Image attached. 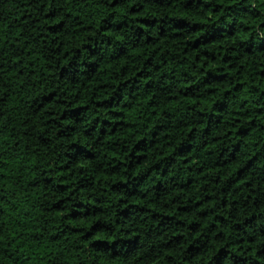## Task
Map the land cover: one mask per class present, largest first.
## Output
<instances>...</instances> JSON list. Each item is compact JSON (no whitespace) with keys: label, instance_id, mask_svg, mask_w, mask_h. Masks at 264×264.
<instances>
[{"label":"clouds","instance_id":"obj_1","mask_svg":"<svg viewBox=\"0 0 264 264\" xmlns=\"http://www.w3.org/2000/svg\"><path fill=\"white\" fill-rule=\"evenodd\" d=\"M8 4L5 9L0 0V168L17 158L22 164L8 178L15 187L0 183V262L114 264L116 252L119 264H217L213 257L225 248L220 264H264V79L255 76L264 64V0H32L39 31L22 23L18 44L7 29L14 10ZM49 24L57 27L46 42L32 43ZM31 52L47 57L35 73L28 67ZM225 53L234 65L230 79L206 83L202 68L226 69ZM13 57L21 63L13 64ZM242 63L246 86L236 89ZM21 68L22 77L15 74ZM184 92L204 103L186 102ZM145 97L156 102L155 120ZM170 98L176 103L169 104ZM98 100L105 103L97 107ZM233 113L253 135L239 159L217 172L216 160L228 157L220 152L234 142L226 134L237 127ZM249 116L255 128L247 124ZM17 139L21 146L13 148ZM242 163L250 187L228 196L238 187L232 169ZM207 169V176L224 179L214 204L205 206L211 211L200 215L195 200L207 191L200 187ZM45 177L52 181L47 191H16ZM190 178L196 180L191 187ZM65 182L69 188L57 187ZM57 201L63 215L41 210ZM185 205L187 212L176 211ZM212 216L225 219L217 225ZM249 238L251 251L245 244L237 252V242ZM35 247L44 249L42 259L34 257Z\"/></svg>","mask_w":264,"mask_h":264},{"label":"trees","instance_id":"obj_2","mask_svg":"<svg viewBox=\"0 0 264 264\" xmlns=\"http://www.w3.org/2000/svg\"><path fill=\"white\" fill-rule=\"evenodd\" d=\"M32 0H28V3H24L21 2V0H11V6L13 7V12L9 13L8 16L11 18V23L7 25V29H10L12 31V33L14 34V39L16 41V43L18 44L21 40V37L24 36V31L20 28V25L23 23L25 26H27L28 23H32L33 27H35L38 31H39V20L37 17H35L32 13V11H30V6H31ZM190 3V0H189ZM114 4H115V0H114ZM4 6L5 9L9 6L8 4V0H4ZM132 7L134 8L135 5H132ZM222 7V5H221ZM41 8H43V5H41ZM182 9L183 10H188V5H182ZM50 13H46L45 14V19H49L50 17ZM138 19H140V21L143 23L144 20H146V17H139ZM179 20L181 22H184L186 20L185 17L181 16L179 17ZM191 22V21H189ZM60 23H63V21H61ZM195 23H200V21H196ZM57 26L55 24H49L46 31H40L39 32V36L35 37L31 42L35 43L36 40H39L42 44L46 42L47 39V33L49 32H53L55 30ZM5 29L0 28V31H3ZM7 42V41H5ZM23 43L27 46L30 41L29 39L25 38L23 40ZM12 47H15L16 45H11ZM23 51V50H22ZM185 52H187V49H185ZM245 52H248L249 55H251L252 53L249 51V49H245ZM33 57V59L28 61V67L29 69L35 73V71L37 70V64H45L47 57H43L39 52H31L30 53ZM206 55H208L210 58H215L217 56V53H207ZM199 59V58H198ZM21 63V60L18 57H13V64H19ZM224 63L227 64V68H221L218 69L217 72H212L211 70L207 69V68H202V71H207L208 72V76L205 78V82L206 83H220L222 80H228L230 79V71L234 68V65L229 62V58L227 57L226 53L224 54ZM254 63H259V61H254ZM0 67H3L2 65H0ZM245 69V65L242 63L240 64L237 68H236V72L237 75L241 77L240 83H238L236 85V89H241L242 87L246 86V82L244 77L246 76V72L244 71ZM11 70V66H9V69H7V71ZM45 71H47V68H45ZM17 76L22 77L24 74V70L23 68L20 69V71L18 73H15ZM136 75H140V73H136ZM255 76L259 77L260 79H264V64H262L255 72ZM253 87L255 88L256 85L255 83L253 84ZM210 93H215L216 89L215 88H210L209 89ZM227 94V93H226ZM51 95V93H50ZM185 101L186 102H192V103H199V104H203L204 103V99L201 96H189L188 92H184L183 93ZM144 104L150 106L151 111L153 113V120L157 119L159 117V113L156 111V102L149 97H145L144 98ZM97 107H100L102 104L105 103V101H101L98 100L97 102ZM176 100L170 98L169 99V104H175ZM217 103H219V101H217ZM213 108L216 107L215 104L212 105ZM135 105H133V112L132 115L134 118H138V113L135 112ZM141 111H143V109H141ZM260 116V111L259 109L257 110V117ZM233 120H235L237 122V127L234 129H231L228 133H226L230 139H232L234 142L229 145L228 147H225L221 152L220 155L224 156L225 153H228V157H226L223 161L217 159L216 160V171L219 172L221 169H223V167L231 162H235L239 159L238 154H242L244 151V147L246 144L251 142V137L253 135V132L251 129L249 128H244L243 124L241 123L242 118L237 116L235 113L232 114ZM61 119H63V116L61 117ZM54 120V117H53ZM223 122V118H219L218 119V123ZM107 123V121H106ZM256 119L252 118L251 116H249V118L247 119V124L252 126L253 128H255L256 126ZM157 127H160L159 125H157ZM115 131V129H114ZM233 133H235V135H233ZM23 136H27L28 133L25 131L22 133ZM57 135H59V133H57ZM155 135V133H154ZM37 140L39 138H36ZM21 146L20 144V140L17 139L15 140V143L13 144V148H17ZM23 147L27 148V144L23 145ZM229 149H231L229 151ZM33 153H35L38 149L37 146L34 144L33 145ZM260 153L256 152V153H250V160L251 161H255L256 157L259 156ZM33 159H35V156H33ZM8 163V167H3L0 168V183L3 182H7L9 185H11L12 187H15L13 181H11L10 179H8L10 176L15 175L18 171L21 170V160L20 159H16L14 161H9ZM29 167V165L27 164L26 161L23 162V168L27 169ZM244 167H246V164H240V166L238 167H234L232 169L233 171V175H235L237 177V185L238 187L235 189H232L228 192V196H231L235 191H239L240 189H248L250 187L251 181H249L247 179V173H244L243 175H241ZM65 168L64 165L60 166V173L62 175V171ZM212 169H207L204 172H201V179H200V187L201 189H207V191H205L203 193L202 199L200 196H197L196 200H195V205L198 206L199 208H201V212L200 215H208L209 212L211 211V209H207L205 206L209 203H213V195H214V190L218 184L219 181L223 180L224 177L223 175H215V176H207L206 173L207 172H211ZM250 171V170H249ZM36 173L33 172V175H35ZM40 175H43L42 173H40ZM105 179H107V177H105ZM231 179V178H229ZM52 183L51 181V177H45L43 183H38L35 180H28L25 185H20L19 188L16 189L17 192L20 191V189H23L24 194H37L41 191H47V187L48 185H50ZM122 183V182H121ZM196 183L195 178H190L187 181V184L189 187L193 186ZM59 189L64 190L69 188V185L65 182L62 183L60 185L57 186ZM113 189L115 190L116 188V184L114 183L112 185ZM158 187V185H157ZM180 187L182 189H184L185 191H187V189H185V186L183 184L180 185ZM53 191H55V189H53ZM221 193H224V189L221 188L220 189ZM251 191H255V189H251ZM251 198V197H250ZM189 199H191V196H189ZM221 203H224V201L222 200ZM233 203H235V201H233ZM41 210L44 211H49V210H54L57 214L63 215L66 211V209L63 207V205L61 204L60 201H57L55 203L51 204V209H44L43 206H40ZM189 210L188 206L185 205L184 207H177L176 211L177 212H187ZM0 211H4V210H0ZM76 213L75 212H67V217L69 219L75 220L76 219ZM156 214L154 213V216ZM26 218H27V214H25ZM212 219L214 221H216V224H222L223 220L225 219V217H220L219 219H217L216 216H212ZM178 223H183L182 220H178ZM189 227H192V223H189ZM16 230L21 231L22 235H24L25 233L23 232V230L20 227V224L15 225ZM31 231V229L29 230ZM73 231L75 232L76 230L73 229ZM13 235H15V233H13ZM253 241L251 238H249L247 241L241 239L240 241L237 242L236 246H237V252L240 251V246H243L245 244H247L249 246V250L251 251V245H252ZM227 252H231V248L227 247ZM33 253H34V257L35 256H39L41 259L43 258L44 255V249L42 247H35L33 248ZM226 254V249L225 248H220L217 251L216 257H213V259L217 260V264H220L219 259H217L218 257H221L222 255ZM233 255H236V253H233ZM261 255V250L260 249H256L255 250V256L259 257ZM110 259L114 262V264H119V261L121 259V257L119 256L118 253L113 252L111 254ZM239 260H244L246 259V257L240 255L238 256ZM0 264H2V262H0ZM210 264V262H209ZM255 264H262L261 261H256Z\"/></svg>","mask_w":264,"mask_h":264}]
</instances>
